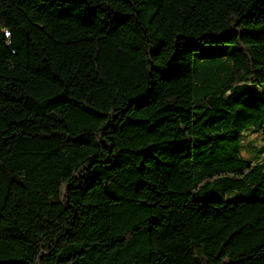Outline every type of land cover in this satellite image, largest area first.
I'll return each instance as SVG.
<instances>
[{"label": "trees", "instance_id": "16d2710c", "mask_svg": "<svg viewBox=\"0 0 264 264\" xmlns=\"http://www.w3.org/2000/svg\"><path fill=\"white\" fill-rule=\"evenodd\" d=\"M245 131L264 0H0V264H264Z\"/></svg>", "mask_w": 264, "mask_h": 264}, {"label": "rangeland", "instance_id": "374dc122", "mask_svg": "<svg viewBox=\"0 0 264 264\" xmlns=\"http://www.w3.org/2000/svg\"><path fill=\"white\" fill-rule=\"evenodd\" d=\"M242 140L245 142L250 157H260L264 160V134L258 131H245L242 135ZM244 196L238 194L228 195V199H238ZM259 198H263L264 194H260Z\"/></svg>", "mask_w": 264, "mask_h": 264}]
</instances>
